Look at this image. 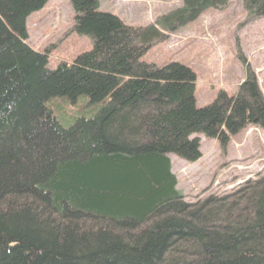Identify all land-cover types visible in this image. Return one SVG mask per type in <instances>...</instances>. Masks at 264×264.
I'll use <instances>...</instances> for the list:
<instances>
[{
    "label": "trees",
    "instance_id": "trees-1",
    "mask_svg": "<svg viewBox=\"0 0 264 264\" xmlns=\"http://www.w3.org/2000/svg\"><path fill=\"white\" fill-rule=\"evenodd\" d=\"M47 1L0 0V264H264V174L190 203L169 157L193 164L200 137L225 152L248 128L264 131L254 73L197 108L189 68L141 61L235 0H182L148 27L69 0L92 48L54 70L25 27ZM240 1L264 17V0ZM79 97L99 110L63 126L49 103Z\"/></svg>",
    "mask_w": 264,
    "mask_h": 264
},
{
    "label": "rangeland",
    "instance_id": "rangeland-1",
    "mask_svg": "<svg viewBox=\"0 0 264 264\" xmlns=\"http://www.w3.org/2000/svg\"><path fill=\"white\" fill-rule=\"evenodd\" d=\"M99 9L118 17L126 25L148 27L179 8L182 0H98ZM74 12L69 0H48L25 22L27 44L47 51V68L56 69L92 48L90 38L74 30ZM162 67L171 63L189 68L195 75V106L210 105L220 91L231 96L254 73L264 96V17L249 15L240 0L221 9L206 11L196 22L174 32L149 49L141 59ZM101 105L86 97L74 102L57 98L49 107L66 127L82 117L93 116ZM73 120V121H72ZM202 157L190 164L169 156L177 190L187 202L210 194L227 192L247 179L264 174V131L250 127L232 137L225 152L218 143L200 137Z\"/></svg>",
    "mask_w": 264,
    "mask_h": 264
}]
</instances>
